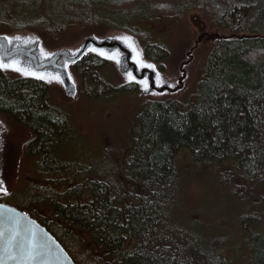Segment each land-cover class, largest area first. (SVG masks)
<instances>
[{
	"label": "trees",
	"instance_id": "obj_1",
	"mask_svg": "<svg viewBox=\"0 0 264 264\" xmlns=\"http://www.w3.org/2000/svg\"><path fill=\"white\" fill-rule=\"evenodd\" d=\"M189 8L224 33H212L188 97H145L131 140L96 155L62 159L69 118L48 83L0 67V113L35 132L28 180L6 200L28 206L77 264H264V0H0L2 31L56 40L105 22L139 38L160 70L168 49L148 25ZM107 61L83 71L103 79ZM200 175L225 200H210L209 217L185 198Z\"/></svg>",
	"mask_w": 264,
	"mask_h": 264
},
{
	"label": "rangeland",
	"instance_id": "obj_2",
	"mask_svg": "<svg viewBox=\"0 0 264 264\" xmlns=\"http://www.w3.org/2000/svg\"><path fill=\"white\" fill-rule=\"evenodd\" d=\"M173 15L165 22L148 25V28L151 30L152 38L157 41L160 38V41L168 49L166 56L161 59L163 70H160L157 61L153 63L165 79L180 86L177 88L179 91L173 93L171 91L175 89H168L169 91L161 89L146 95L139 90H115L126 82L127 77L120 72L113 60L107 59V63H103L100 72L103 79L83 71L91 63H102L103 57L97 55L86 58L78 66L82 70L72 67L73 75L78 82V92L74 96L65 94L64 88L58 81L46 80L49 85L50 104L57 109L61 108L69 118L71 131H73L72 136L65 137L62 141L63 144L60 145L59 155L62 159L83 158L84 154L89 153L96 155L102 150L108 149L107 147L127 144L133 136L138 107L145 97L161 99L178 97L182 100L188 97V92L193 89L194 80L197 79L199 70L205 63L212 42L215 41L216 35L212 33L222 34L224 31L212 25L211 18L195 8L182 11L181 15L176 16L177 18H173ZM114 29L116 28H109V25L104 22L98 29L70 30L66 35L64 32L62 35L65 36L56 40H46L39 32L31 31L42 37L46 47L52 48L60 45H74L86 34H102ZM0 31L2 30L0 29ZM206 31L211 35L204 38L207 36ZM59 34H61V30H59ZM200 36L202 39L197 41L196 47L188 53L190 46ZM136 41L144 54L141 40L137 38ZM189 54L192 56L187 59ZM145 58L150 60L147 56ZM186 60L189 62L183 63ZM8 71L20 75L17 71ZM0 129L3 135V140L0 139L3 141V146L1 144V149L3 148L2 174L7 188L6 193L0 191V196L4 200L11 190L19 193V189L25 186V179L28 175L23 176V174L31 172L33 155H29L25 147L31 138L29 127L18 124L0 113ZM202 179L200 175L189 180V185L185 188L184 193L190 209H196L207 217L213 208L210 200H216L218 197L214 192L219 185L215 182L206 184L204 181L203 186ZM216 201L225 204V200L220 197ZM240 205V201L237 200L233 202L232 207L237 208ZM201 214L197 213L196 215L200 218Z\"/></svg>",
	"mask_w": 264,
	"mask_h": 264
},
{
	"label": "water",
	"instance_id": "obj_3",
	"mask_svg": "<svg viewBox=\"0 0 264 264\" xmlns=\"http://www.w3.org/2000/svg\"><path fill=\"white\" fill-rule=\"evenodd\" d=\"M87 51L104 53L103 57H111L128 80H138L142 83L144 94L155 93L161 89L177 90L180 87L173 81L165 79L155 64L145 58L133 35L120 29L102 34H86L74 45L52 48L46 47L42 37L31 30L0 32V67L17 71L24 76L58 81L71 96L78 92V82L70 64L81 60ZM186 62L189 61L183 63ZM0 139L3 140L1 129ZM1 144L3 146V141H0V181L6 188L2 174ZM0 264H77V262L46 225L26 210L0 200Z\"/></svg>",
	"mask_w": 264,
	"mask_h": 264
},
{
	"label": "flooded vegetation",
	"instance_id": "obj_4",
	"mask_svg": "<svg viewBox=\"0 0 264 264\" xmlns=\"http://www.w3.org/2000/svg\"><path fill=\"white\" fill-rule=\"evenodd\" d=\"M189 50H190V48H189ZM188 50V51H189ZM191 55L192 54H190L189 55V57L187 58V59H189L190 57H191ZM152 62H155L154 60H152ZM72 65H75V63H73ZM131 73H132V71H130V75H131ZM126 82H124L122 85H120L119 87H122L123 89H133V90H139L141 93H142V83L140 82V81H138V80H132V79H130V80H128V78L125 80ZM154 83V82H153ZM63 88H64V86H62ZM169 91V90H168ZM177 91H179L178 89L177 90H172L171 92H173V93H175V92H177ZM64 92H65V94H67L66 93V91H65V88H64ZM144 94V93H143ZM146 95H149V94H146ZM66 121H67V123H68V128H67V132H68V134H66V136L65 137H71L72 136V134H73V131H71V125L69 124V120L68 119H66ZM33 132H31L30 131V133H31V138L28 140V141H30L32 138H34L33 136H35V132H34V130H32ZM28 143V142H27ZM63 144V143H62ZM27 153L30 155H33L32 153H33V151H29L28 149H27ZM35 154V153H34ZM34 156L35 155H33L32 157H33V161H34ZM34 163V162H33ZM33 182H35V180H33ZM36 182H38V181H36ZM4 201H6V202H9V203H11V204H13V205H15V206H18L17 204H21V205H24V203L23 202H21V200H15V202H10V200L9 201H7L6 199H4ZM19 207V206H18ZM21 208V207H20ZM21 209H23V208H21ZM30 208L27 206V207H24V209L23 210H26L29 214H30V210H29Z\"/></svg>",
	"mask_w": 264,
	"mask_h": 264
},
{
	"label": "snow or ice",
	"instance_id": "obj_5",
	"mask_svg": "<svg viewBox=\"0 0 264 264\" xmlns=\"http://www.w3.org/2000/svg\"><path fill=\"white\" fill-rule=\"evenodd\" d=\"M101 55H105L104 53H100ZM109 58H111V57H109ZM147 67H153L152 65H146ZM145 90L147 91V87L145 88ZM0 191H4L5 193L7 192V189L6 188H4V186H3V182L2 181H0Z\"/></svg>",
	"mask_w": 264,
	"mask_h": 264
}]
</instances>
